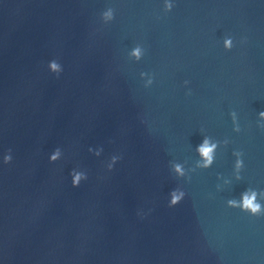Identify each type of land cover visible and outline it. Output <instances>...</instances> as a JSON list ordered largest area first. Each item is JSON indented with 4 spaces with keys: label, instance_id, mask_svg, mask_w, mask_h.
<instances>
[{
    "label": "clouds",
    "instance_id": "clouds-1",
    "mask_svg": "<svg viewBox=\"0 0 264 264\" xmlns=\"http://www.w3.org/2000/svg\"><path fill=\"white\" fill-rule=\"evenodd\" d=\"M173 7L172 3H169L167 2L166 0V3H165V9L166 10H171ZM105 18L106 19H111L112 18V11L109 10L108 12H106L104 14ZM224 46L226 49H230L232 47V40L231 39H226L225 42H224ZM132 55L136 56L137 58H139V55H140V50L139 48L135 49L132 53ZM51 68L53 70H57L58 68V65L56 63H52L51 65ZM262 117H264V112H262L260 114ZM215 146H209L207 141L204 142V144L201 146V148L199 149V151L201 152V154L207 158L206 160V163H211V153L213 151V148ZM53 160L56 159V156H53L52 157ZM9 160H11V157L10 156H6L5 157V162L7 163ZM242 164L241 161H237V167H240ZM178 172L180 171V167L177 166V169H176ZM79 175H77L73 181V183H78L79 182ZM184 194L183 193H180L179 195H177L175 192L172 193V204H176L180 201V199L182 198ZM256 197H257V193L255 191H251L249 190L248 192H245L242 196V203L239 205L240 207H242L244 210H247V211H250L252 214H259L261 212V205L259 203L256 202ZM229 204L230 205H233V206H237L236 205V202L233 200V201H229Z\"/></svg>",
    "mask_w": 264,
    "mask_h": 264
}]
</instances>
